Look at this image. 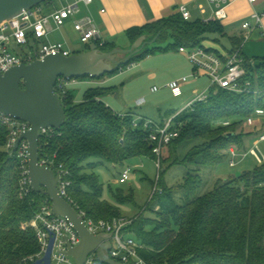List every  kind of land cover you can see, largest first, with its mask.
Listing matches in <instances>:
<instances>
[{"label":"trees","instance_id":"obj_1","mask_svg":"<svg viewBox=\"0 0 264 264\" xmlns=\"http://www.w3.org/2000/svg\"><path fill=\"white\" fill-rule=\"evenodd\" d=\"M223 32L219 21H186L180 12L131 28L126 35L132 45L142 37L146 42L156 39L155 43L137 55H126L124 63L97 79L117 75L159 52L204 48L203 42L210 34ZM35 43L39 44L37 40ZM94 45L101 53L117 49L115 44L94 42ZM90 50L88 47L86 52ZM244 60L246 75L241 82L250 83V92L211 87L206 102L196 104L195 111L182 112L175 118L180 136L162 148L160 157L154 153L157 144L150 139L154 127L147 126L145 119L136 121L134 113L118 115L103 101L112 88H91L80 103L75 101L71 90L59 93L66 123L53 136L40 138V159H51L54 169L63 166L69 172L68 199L78 211H84L96 221L123 216L120 208L103 199L99 177L87 172V168L96 166L90 160L113 165H123L134 158L159 160L157 190L148 208L157 206L160 210L154 218L143 214L129 218L132 223L125 229L126 234L143 246L140 255L145 260L152 264H264V163L198 196L203 182L201 168L228 159L231 149L245 151V141L252 134L246 128L248 119L264 109V58L254 62ZM87 78L91 77L78 80ZM9 135V128L1 126L0 264H24L40 253L36 232L27 226L42 206L52 201L46 193L34 191L21 197L20 162L16 154L10 155L6 149ZM186 143L193 146L181 161L176 150ZM178 164L189 169L184 183L177 188L182 191L183 204L178 203L175 188L164 180L166 172ZM96 264L104 263L96 257Z\"/></svg>","mask_w":264,"mask_h":264},{"label":"built area","instance_id":"obj_2","mask_svg":"<svg viewBox=\"0 0 264 264\" xmlns=\"http://www.w3.org/2000/svg\"><path fill=\"white\" fill-rule=\"evenodd\" d=\"M66 1L67 0H49L48 2L50 4L47 7L52 8L51 14L45 13V7L40 5L31 10H25L22 14L12 20L0 23V70L3 73L16 66L29 64L35 60H44L48 56L70 57L72 55V51L69 50L63 42L38 45L35 43V40L40 41L50 33L52 23L57 28L64 27L69 19L75 17L80 12V3L86 5H92L94 3V0H76L74 3L63 5L61 7L58 6V4H63ZM249 1L254 7L259 2V0ZM207 2L215 8L214 18L216 21H223L227 18V8L229 6L228 0H207ZM179 12L186 21L191 20V13L185 5L180 7ZM263 19L264 12H259L255 9L251 15V20L246 21L242 25V29L246 33L245 39H250L253 32L256 30L261 32V37L264 39ZM74 29L79 33L80 38L84 43L100 42L101 45H104L102 36L91 18L85 17L77 20L74 23ZM31 43H34L37 47L32 48ZM14 45L24 51V53L15 54L11 52L10 49L13 48ZM30 49L31 51H29ZM179 52L186 55L190 63L193 65L194 76H206L210 80L211 87L217 86L238 93L250 92V83L242 84L241 82L246 75V70L244 68L245 58L241 56L240 52L229 54L226 58H221L215 53L209 52L202 47L196 49L180 48ZM77 81L78 79L76 78H59L55 87L57 94L59 96L60 94H65L66 91L69 90V87ZM188 81L189 79L187 77H183L172 81L166 86V88L172 92L174 97H180L183 95V87ZM210 89L197 95L191 102L185 105L183 110L170 118L162 126H156L152 121L146 120L147 126L155 128L150 139L153 143L157 144L154 148V153L158 157H160L163 147H166L180 136L179 129L175 128V118L182 112L195 111L196 104L206 102L210 95ZM159 90L160 88L154 87L152 92L156 93ZM256 116L264 117V109L258 110ZM248 124H255L254 116H251L248 119ZM1 126H6L10 130L6 149L10 155L16 154L20 162L21 197H26L34 191L29 177L30 146L27 141H22L16 151H14V146L19 137L24 132L31 129V125L14 117L0 114V127ZM57 131L58 130L53 128L42 129L40 131V138L43 136H53ZM260 141L264 142V132L260 136ZM236 156V149H231V167H235L236 165ZM156 164L160 171V161H156ZM40 166L53 169L55 172L60 173L61 180L58 186L59 192L62 197L73 205L72 201L68 199L70 181H68L67 177L69 176V172L66 171L63 166L54 169V161L48 158L43 160L40 159ZM131 173V169H124L121 173L119 183L126 184L131 178ZM159 173L160 172H158L157 181L159 180ZM156 190L157 187L154 191ZM78 212L91 233H105L112 235V249L109 252V256L113 260L122 264H152L140 255L143 246L137 241V239L125 233V229L132 223L131 219L127 217H119L111 221H96L88 218L84 211ZM27 227L35 230L40 243V253L36 258H30V262L26 261L24 264H32L45 255L52 233L56 235L52 253V263L74 264L73 258L67 256L65 253L67 251L65 237H68L73 247L79 245L80 237L67 218L56 216L54 214L52 203L50 204L46 202L42 206L41 211L34 217ZM86 264H96V255L90 256Z\"/></svg>","mask_w":264,"mask_h":264},{"label":"crops","instance_id":"obj_3","mask_svg":"<svg viewBox=\"0 0 264 264\" xmlns=\"http://www.w3.org/2000/svg\"><path fill=\"white\" fill-rule=\"evenodd\" d=\"M75 1L76 0H67L65 3L58 6L61 7L63 5L74 3ZM228 1V16L225 20L219 21L224 28V32L222 34L214 33L208 36V38H212L215 43L224 49L225 56H223L221 53L222 49L216 50L210 48L208 50L221 56L222 58H226L227 55L232 54V52L238 48L237 51L240 52L243 58L253 62L256 59L264 58V39L261 37V32L256 30L253 32L251 38L247 40L245 39L246 33L242 29V25L246 21L251 20V15L255 9H257L259 12H264V0H259L255 7L250 3L249 0ZM183 5L189 9L192 16V21H216L214 18L215 8L214 6L210 5L207 0H94L92 5L80 3V12L75 17L69 19L64 27L57 28L52 23L50 33L44 39L38 41V43L56 44L63 42L66 44L68 49L72 51V55L81 53L73 51L70 37L77 36L80 38L79 33H77L74 29V23L79 19L89 17L93 20L94 25L100 32L104 43L115 44L116 47L120 49L119 44L120 42H123L127 47L126 49H128L132 46L126 35V32L129 29L143 27L163 18L178 14L180 7ZM45 13L51 14L52 8L45 7ZM53 34H57L58 37L53 39ZM204 43L205 41L203 42V45ZM85 46L91 48L94 46V43L91 42ZM157 54H160L161 57H157ZM157 54L149 56L140 62L134 63L119 74L126 73L130 68H133L131 72L137 71V73H139V78L136 79L138 86H140V84L144 85L145 82L148 83V86L143 88V92L145 90V95L141 94L138 96L137 100L145 98V100H140L139 103H144L143 106L151 105L153 108H156L159 111L160 116H162L161 118L140 116V118L142 120L145 119L152 121L156 126H162L165 124V122L173 117L172 115L174 113L178 112V109H174L178 98L182 99L181 103H183V107H185V105L191 102L197 95L209 90L211 85L205 83V79L207 78L206 76H194V67L186 55L173 50L168 52H159ZM113 77L114 76H109L103 79L87 78L84 80H78L71 86L81 88L90 85L92 86L91 88H112V92L103 97V101L106 103V105L121 116L133 113L128 112L129 104L124 95L122 98L110 97L111 95L116 94L118 91L117 86H108L112 81L115 80ZM183 77H187L189 79L188 83L183 87V95L180 97L172 96V92L167 89L166 86L172 81L181 79ZM154 87H159L160 90L156 93H153L152 89ZM91 88H88L84 92V95ZM149 89L151 94H153L151 97H154L156 94L161 95L152 101H148L147 97L149 96ZM71 92L73 93L76 102L80 103L83 101L76 99L74 90H71ZM151 97H149V99H151ZM135 115L139 118L136 113ZM257 123L259 126H262L261 129L256 126ZM257 123L254 125L248 124L249 126H252V128L250 131H247L251 132L252 134L245 141V151L236 150L237 156L235 159L238 157L240 158L239 163H242V167L245 172L252 171L257 166L264 163V154L258 147L259 142H261L260 136L264 132V123L262 120ZM255 138L258 140L252 142V139ZM228 161L230 165V157L228 158ZM235 163L236 167L239 163H237L236 160ZM237 177H239L238 174L235 176H230V178L222 179L218 183L235 179Z\"/></svg>","mask_w":264,"mask_h":264},{"label":"water","instance_id":"obj_4","mask_svg":"<svg viewBox=\"0 0 264 264\" xmlns=\"http://www.w3.org/2000/svg\"><path fill=\"white\" fill-rule=\"evenodd\" d=\"M49 0H0V23L12 20L25 10H31ZM140 38L131 48L114 49L101 53L96 45L85 53L63 56H48L44 60H35L29 64L13 67L3 73L0 70V114L27 122L31 129L24 132L14 146L17 150L22 141L30 146L29 177L36 193H46L52 201L56 216L67 218L80 237L78 246L73 247L68 237L67 256L72 257L74 264H86L89 257L96 255L104 264H122L109 256L112 249L111 234L91 233L77 209L59 192L60 173L40 166V131L45 128L60 130L66 123V112L55 87L59 78L79 79L91 77L102 78L113 72L118 63V55L134 56L154 44ZM115 66V67H114ZM56 235L51 240L45 255L32 264H53L52 253ZM107 242V244H106Z\"/></svg>","mask_w":264,"mask_h":264},{"label":"rangeland","instance_id":"obj_5","mask_svg":"<svg viewBox=\"0 0 264 264\" xmlns=\"http://www.w3.org/2000/svg\"><path fill=\"white\" fill-rule=\"evenodd\" d=\"M60 5V4H58ZM57 34H53L52 38L56 39ZM71 44L73 46L74 52H86L88 47L84 43L81 38L77 36L70 37ZM121 50H126V45L123 42L119 44ZM31 47H37L34 43H31ZM203 47L208 50L210 48L213 49H222L221 53L225 56L224 49L215 43L212 38H208L205 40ZM129 49V48H128ZM11 52L15 54H22L24 51L19 49L17 46H13L10 49ZM31 51V49L29 50ZM157 57H161L160 54H157ZM126 60V55H118L116 58V62L118 64L124 63ZM115 67V66H114ZM133 68H130L126 73L114 75V81H112L108 86H117L118 91L116 94L111 95L110 97L114 98H122L126 97L129 104V111L136 113L139 118V121L142 119L140 116H149L151 118H161L159 111L156 108H153L151 105L143 106L144 103H139L140 100H145V98L137 100L138 96L145 95V90L143 92V88L148 86V83L145 82L144 85L138 86L136 79L139 78V73L137 71L131 72ZM131 72V73H130ZM89 79V78H88ZM92 81V80H91ZM205 83L210 84V80L208 78L205 79ZM152 84V83H151ZM86 86V85H85ZM92 86L86 87H69V90H74V94L77 100H83L84 92L91 88ZM159 88V87H158ZM149 89V96L147 97L148 101H152L159 97L161 94H156L154 97H151ZM173 96V95H172ZM151 97V99H149ZM177 103L174 106V109H178L177 113L183 110L184 104L181 103L182 99L178 98ZM163 114V113H162ZM255 123L260 120L264 123V118L254 115ZM159 122V121H158ZM259 129L262 126L256 125ZM247 130H251L252 126L246 124ZM254 130V129H253ZM258 140L257 138L252 139V142ZM180 143H176L175 145H179ZM193 144H183L176 150V156L179 160H184V158L189 153ZM258 147L260 151L264 154V142H259ZM243 154V153H242ZM167 156V155H166ZM237 163L240 162V158L235 159ZM89 163H94L96 166L92 169H86L88 173H95L102 185H103V199L108 202L110 205L120 208L121 214L128 218H135L136 216L144 215L146 218H154V214L160 210V207L152 206L149 207L151 197L154 193L155 186L157 183V177L159 169L157 167L156 161L149 158H134L128 160L123 165H113L109 163L99 164L97 160H90ZM131 169V178L126 184H120L119 179L121 177V173L124 169ZM188 167L183 164H178L171 167L165 174L164 180L166 184L175 188L176 197L179 204H183L182 191L179 188L180 185L184 183V179L188 174ZM245 170L242 167V163H239L235 168H231L229 165L228 159H225L223 162L219 163L216 166H204L201 168L200 174L202 176V186L198 190V196H204L210 192H212L215 187L219 184L218 182L222 179L230 178V176H235L238 174L240 176L243 174ZM223 182V181H222ZM148 208V210H146ZM74 262V260H73Z\"/></svg>","mask_w":264,"mask_h":264}]
</instances>
